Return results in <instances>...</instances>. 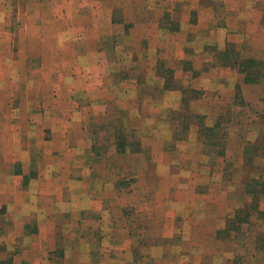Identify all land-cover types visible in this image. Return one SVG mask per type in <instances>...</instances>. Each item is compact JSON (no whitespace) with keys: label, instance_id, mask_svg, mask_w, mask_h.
<instances>
[{"label":"rangeland","instance_id":"obj_1","mask_svg":"<svg viewBox=\"0 0 264 264\" xmlns=\"http://www.w3.org/2000/svg\"><path fill=\"white\" fill-rule=\"evenodd\" d=\"M94 1L96 5L90 6L91 14L82 8L86 0H0V71L8 76L7 85L0 87V106H4V113L18 102L17 107L21 106L24 111L28 108V98L35 95H28L26 86L43 83L42 78H33L32 73L63 70V63L53 68V64L40 59L47 56L48 46L54 40H67L65 45L82 48L84 39L98 32L92 29L94 24L104 30L106 9L100 7L99 0ZM101 1L126 3V7L118 8L119 16L124 15L122 10H132V4L145 5L144 9L138 6L136 16H124L127 20L131 17L132 24H138L139 28L118 31L110 26V32L104 30L109 57L113 52L108 47L120 41L122 49L117 58L121 64L127 60L129 53L124 49L131 35L140 56L158 57L157 68L165 76L173 75L175 62L162 59L163 50L174 59L183 52L186 57L195 51L200 54L195 62L196 70L191 69L189 61L184 64L189 69L180 77L185 85L174 81L181 86L182 97L178 101L180 106L169 112L172 136L167 142L154 141L155 149L164 151L162 157L156 153L151 162H135L142 169L154 170L151 182L137 174L134 177L141 185L130 183L134 178L130 175L122 178L125 180L121 185L136 183L134 189H119L116 201L111 197L99 211L90 208L81 212V219L87 222L71 223L66 220L67 216L59 217L60 222L50 224L53 233L45 229L46 237L37 232L33 221L35 212L31 209L27 210L29 221L13 222L17 211L24 207L23 201L29 204L39 200L35 187L29 196L23 189L35 175L28 174L26 185L22 181L16 185L9 183L16 186L15 191L3 190L0 186V264H264V79L246 81L239 69L243 66L242 60L253 59V74L262 73L264 1L258 3V9H247L242 30L237 22L239 15L228 18V22L234 21L229 25L237 28L235 32L229 31V26H223L222 31L215 28L225 24L224 17L225 20L227 17H222L224 9L219 5V15L212 19L210 29L213 30L205 32L204 39L191 38L195 29L197 33L200 31V25L189 24L194 20V14L189 13L190 0ZM204 16L209 18L208 14ZM162 25L166 28L162 29ZM147 32L151 42L145 43ZM206 41L203 48L208 57L213 54L212 62L203 61L201 46ZM176 42L183 50L172 47ZM219 42L222 45L217 47ZM211 66L213 77L209 73ZM23 73H27L26 79ZM191 74L203 75L202 80L199 75L196 78ZM113 78L117 81L116 76ZM232 81L234 85L230 88ZM172 82L169 80V86ZM157 84L153 80L149 86L156 94ZM203 87L212 88L213 96H203ZM203 103H206L205 112L199 109ZM14 119L18 121V117ZM1 120L0 116V123ZM213 125L219 126L221 137L213 135ZM6 128L0 127V163L17 169L20 164L17 148L2 142ZM15 128L10 126L8 133L12 134ZM20 129L22 133L23 128ZM29 132L33 134L31 128ZM128 133L117 132L119 152L126 149L124 140ZM5 151L9 158L3 157ZM0 168L3 167L0 165ZM1 170L0 183L5 184L1 173L7 171ZM162 170L167 173L165 182L157 175ZM133 194H140L143 204L136 206ZM248 211V222L241 223L236 230L229 229L233 218Z\"/></svg>","mask_w":264,"mask_h":264},{"label":"crops","instance_id":"obj_2","mask_svg":"<svg viewBox=\"0 0 264 264\" xmlns=\"http://www.w3.org/2000/svg\"><path fill=\"white\" fill-rule=\"evenodd\" d=\"M260 1L264 0H208L206 2L190 0L189 13L194 14V20L189 24L190 26L200 25V31L197 33L195 29L191 38L204 39L206 37L204 33L213 30L210 29L213 28L212 19L219 15L217 10L219 5H223L222 17H227L226 20L224 17L225 24L215 25V28L222 31L223 26H229L230 30L229 28L226 30L237 31V28H231L229 25L234 21L228 22V18L237 14L241 17L237 22L241 24L239 29L242 30L247 9L249 7L258 9ZM98 2L100 7L106 9L107 17L104 22L105 28H103L105 31L110 32V26L118 31L139 28L138 24H132L131 17L127 20L124 16L127 14L136 16L139 13L138 6L144 9L143 3L132 4V10L130 9L129 12L122 10L124 15L120 13L122 16H119L118 8L126 7V3L113 1L106 4L101 0ZM92 5H96L94 0H86L82 8L85 12L90 11L93 14L90 8ZM204 14H208L209 18ZM113 16H118L120 19H115ZM96 27L94 24L92 29L98 32L86 37L82 48L71 44L65 45L67 40L50 42L45 54L47 56L40 59L53 64V68L57 67L55 64L60 63L65 66L63 70L52 68L53 70L50 71L43 70L41 74L40 72L32 73L33 78H42L43 83H34L33 86L29 84V89L26 86L27 94L35 95V98L32 96L28 98V108L25 111L21 106L17 107L19 102L15 107L10 105V111L6 108L5 113L4 106H0L2 111L0 127L2 129L3 126H7L2 142L4 145L12 143L17 148L19 152L17 162H20L17 169H13L11 165L6 168L4 162L0 163L3 167L0 171L3 172L1 169L4 168L7 171V175L1 173L3 180L7 183L1 182L0 186L3 190L15 191L16 182L22 181L26 185L28 174L35 175L28 180V185L23 186V189L27 190L29 196L35 187L39 200L29 204L23 201L24 207L17 211V218L13 222L29 221L27 210L31 209V212H35L33 221L37 225L39 234L46 231L53 233L50 224L55 225L60 222L61 216H67L66 220L71 223L87 222V219H81V212L90 208L99 211L103 208L105 201L111 200V197L116 201L119 197V189H134L136 183L141 185L140 180L135 178L136 174L139 178L142 176L148 178L149 182L154 179L153 169L148 167L142 169L136 163L145 160L151 162L156 157V153L162 157L164 151H157L154 141L170 140L172 132L169 129V112L180 106L178 101H181L182 94L179 88L185 82L180 77L183 72L189 71L184 64L189 61L191 69L196 70L195 67H197L195 62L200 54H196V51L191 57H186L183 52L179 58L174 59L167 56V50H163L161 58L171 63L175 62L173 71L171 69L173 75L165 76L157 68L158 57L155 59L153 54L139 55L136 50L138 45L133 35L125 44L127 48L124 50L129 53L126 55L127 60L121 64L117 58V54L122 49L120 41H114L112 47H108L113 52L112 57H109V51L105 45L108 44L107 36L103 35L104 30L100 26ZM162 27V29L166 28L163 25ZM146 29L150 30V27ZM145 37V43L151 42L149 32L145 34ZM185 42L186 39L184 46ZM207 43L208 41L203 42L201 46L203 61L211 60L212 62L213 54L208 57V52L203 48ZM92 44L94 46H91ZM216 45L220 47L222 43L219 42ZM166 47L169 49L170 45ZM172 47L183 50L179 42ZM209 73L213 77V66L210 67ZM26 74L23 73L25 79ZM198 75L192 76L198 77ZM113 76H116L117 81H114ZM202 76L199 75L200 81ZM7 77L4 71H0V87L7 85ZM153 80L158 83L154 88L158 91L157 94L149 88ZM169 80H173L172 86H169ZM174 81H178L181 86ZM233 85V81L229 82L230 88H233ZM203 89L205 90L203 96H213L212 88L203 87ZM204 104L206 103L199 106L200 111L205 112ZM217 108L222 109L220 106ZM15 117H18V121L14 119ZM97 118H99L98 122ZM10 126L16 127L12 134L8 133ZM20 128H23L22 133ZM30 128L33 134H30ZM121 131L129 133L124 140L126 149L119 152L117 132ZM5 155L9 158L6 151L3 157ZM129 175L135 176L130 183H136L128 182L121 185V182L125 180L122 178ZM157 175L160 181L165 182L164 176L167 175L165 171L162 170ZM11 182L14 185L10 186ZM139 196L140 194L132 195L136 206L143 204ZM46 233L43 235L45 236Z\"/></svg>","mask_w":264,"mask_h":264},{"label":"trees","instance_id":"obj_3","mask_svg":"<svg viewBox=\"0 0 264 264\" xmlns=\"http://www.w3.org/2000/svg\"><path fill=\"white\" fill-rule=\"evenodd\" d=\"M254 61L255 60H253V59H245V60H242L240 62V64H243V66H242V68L240 67L239 69H240L241 72L244 73V75H245L244 77H245L246 81H255L254 79H260V78L264 79V67H263L262 73H260V75L253 74V72L251 70V64ZM217 129H219V126L218 125H215L213 127V135L220 136L221 137V135L218 134V130ZM251 160H252V158L250 159V161ZM249 215H250V212L248 211V213L246 212L243 216H237L236 218H233V220H231L229 222V225H228L229 226V229H231L232 227H234L233 229L236 230L241 223H243L245 221L248 222ZM234 225H236V226H234Z\"/></svg>","mask_w":264,"mask_h":264},{"label":"bare ground","instance_id":"obj_4","mask_svg":"<svg viewBox=\"0 0 264 264\" xmlns=\"http://www.w3.org/2000/svg\"><path fill=\"white\" fill-rule=\"evenodd\" d=\"M98 144V143H97ZM104 148V146L102 147V149ZM103 151V150H102Z\"/></svg>","mask_w":264,"mask_h":264}]
</instances>
